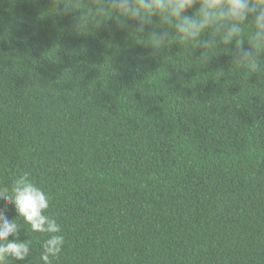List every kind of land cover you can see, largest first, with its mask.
Segmentation results:
<instances>
[{
  "label": "trees",
  "instance_id": "trees-1",
  "mask_svg": "<svg viewBox=\"0 0 264 264\" xmlns=\"http://www.w3.org/2000/svg\"><path fill=\"white\" fill-rule=\"evenodd\" d=\"M53 3L0 0V186L48 192L53 264H264V71L80 31ZM17 221L32 252L7 264H41Z\"/></svg>",
  "mask_w": 264,
  "mask_h": 264
},
{
  "label": "clouds",
  "instance_id": "clouds-1",
  "mask_svg": "<svg viewBox=\"0 0 264 264\" xmlns=\"http://www.w3.org/2000/svg\"><path fill=\"white\" fill-rule=\"evenodd\" d=\"M192 9L195 10L187 14ZM49 12L71 16V26L80 31L101 24L132 31L142 43L151 46L154 54L173 43L184 44L189 52L200 49L203 62L213 54L225 53L232 64L247 69L249 74L264 71V0H54ZM154 17L160 30L149 32L144 39ZM49 202L48 192L27 174L0 186V264H7L9 258L24 262L32 252L30 239H20V230L25 229L17 218L31 232L43 234L40 261L53 264L63 250L65 238L57 220L45 214ZM9 204L15 218L7 216Z\"/></svg>",
  "mask_w": 264,
  "mask_h": 264
}]
</instances>
